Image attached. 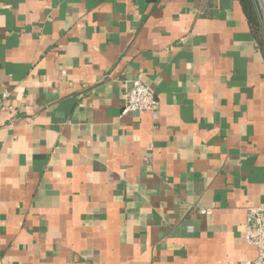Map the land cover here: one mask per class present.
<instances>
[{"label": "crops", "instance_id": "obj_1", "mask_svg": "<svg viewBox=\"0 0 264 264\" xmlns=\"http://www.w3.org/2000/svg\"><path fill=\"white\" fill-rule=\"evenodd\" d=\"M138 77L156 115L123 113ZM5 92L0 264L256 259L264 49L240 0H0Z\"/></svg>", "mask_w": 264, "mask_h": 264}, {"label": "built area", "instance_id": "obj_2", "mask_svg": "<svg viewBox=\"0 0 264 264\" xmlns=\"http://www.w3.org/2000/svg\"><path fill=\"white\" fill-rule=\"evenodd\" d=\"M7 97L8 94L5 92L0 102L2 108L7 107L4 103ZM158 108L159 101L153 88L140 77L132 80L126 93L123 113L149 111L156 115ZM207 212L208 210H202V213ZM246 240L255 246L258 252L256 259L246 264H264V203L247 209Z\"/></svg>", "mask_w": 264, "mask_h": 264}, {"label": "trees", "instance_id": "obj_3", "mask_svg": "<svg viewBox=\"0 0 264 264\" xmlns=\"http://www.w3.org/2000/svg\"><path fill=\"white\" fill-rule=\"evenodd\" d=\"M240 1L243 5L245 13L249 19V22L253 28V32L256 35L257 39L259 40L261 46L264 49V44H263L264 39H263V35L261 33V29H260L259 24H258L257 15H256V12H255L254 7H253V2H252V0H240Z\"/></svg>", "mask_w": 264, "mask_h": 264}]
</instances>
